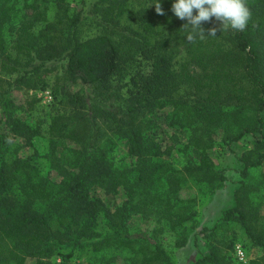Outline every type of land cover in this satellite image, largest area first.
<instances>
[{
    "label": "trees",
    "instance_id": "obj_1",
    "mask_svg": "<svg viewBox=\"0 0 264 264\" xmlns=\"http://www.w3.org/2000/svg\"><path fill=\"white\" fill-rule=\"evenodd\" d=\"M159 2L164 15L156 0H97L88 9L85 0H0V74L9 77H0V264H68L89 247L115 250L125 264H170L160 245L131 233L128 223L137 215L151 219L154 237L185 229L196 216L195 201L180 196L189 179H225L208 154L218 131L227 146L254 139L239 158L243 183L221 222L239 224L251 246L264 250V218L245 184L264 164V0H247L252 17L244 31L194 41L182 28L187 21L171 11L174 0ZM88 22L97 29L83 37ZM202 27L208 35L219 22ZM143 61L151 72L135 70L122 84L119 76ZM59 62L63 71L48 80ZM77 82L88 90L74 92ZM22 89H49V112L40 116L36 93L16 104L12 94ZM167 108L171 126L189 134L178 150L181 168L164 158L172 148L163 152L150 136L154 114ZM38 139L59 182L41 166ZM122 140L131 164L115 162ZM25 147L33 150L27 157ZM94 187L123 191L126 200L111 210L91 196ZM234 245L232 238L227 249ZM230 261L213 244L194 264ZM250 264H264V256Z\"/></svg>",
    "mask_w": 264,
    "mask_h": 264
},
{
    "label": "rangeland",
    "instance_id": "obj_2",
    "mask_svg": "<svg viewBox=\"0 0 264 264\" xmlns=\"http://www.w3.org/2000/svg\"><path fill=\"white\" fill-rule=\"evenodd\" d=\"M72 1V0H70ZM86 7L91 8L97 0H85ZM73 5L75 3L73 2ZM52 14V12H51ZM128 17V14H127ZM97 25L93 22H88L82 28V36H90L96 32ZM151 64L148 61H143L132 65L131 68H127L121 76L120 81L124 84L130 76H133L134 71H142V74H148L151 72ZM54 65L58 66V70L51 74L47 79L52 81L53 78L63 71L64 62H59ZM133 70V71H132ZM0 77L9 79V77L0 74ZM12 81V79H11ZM119 82V81H118ZM76 91H87L88 88L81 82H77L71 88ZM45 91L28 92L25 90H17L12 94L13 100L18 105H22L29 96L34 93L41 100L40 116H44L49 112L51 103L42 95ZM51 92V91H50ZM52 94V92H51ZM53 97V95H52ZM171 113L172 109L167 108L164 110H158L153 119L155 120V128L150 132L151 138L160 145L161 150L164 152L169 148H172V153L168 157H164L165 160L171 161L176 168H181L184 165V158L182 153L178 150L181 149L188 140V132L179 127L171 126ZM23 117L24 115H19ZM1 118V110H0ZM44 130L47 126L43 127ZM7 132V131H6ZM224 134L222 131H218L214 137V145L208 154L213 161L216 170L219 173H223L225 179L220 181L215 178L209 180L201 179H189L188 185L180 193L181 198L185 200L195 201L196 216L193 220L185 224V229L177 230L175 232L164 231L155 235L152 234L156 228V223L151 219L145 218L141 215L133 216L128 226L131 229V233L138 232L145 238L150 239V244L160 245L162 249L167 253L170 264H194L203 256H209L212 245L220 248L223 253L229 252L231 254L232 262L229 264H250V262L260 259L264 256V250L260 247L251 246L246 234L242 227L236 223H222L223 213L232 208L235 205L234 194L237 189L242 186V179L239 175L241 171V163L239 158L253 148L254 139L251 135H247L242 138L241 141L233 143L227 146L222 142ZM21 143L20 140H18ZM35 146L39 152V157L44 172L51 173L52 179L55 182L60 181V177L56 171L51 170V165L45 157L46 142L44 139L35 140ZM68 147L71 144L68 143ZM33 153L30 148H23L21 155L27 157ZM60 153V152H59ZM194 155L198 158V152H194ZM115 162L118 164H131L132 159L128 156V144L126 141H119L115 152ZM216 178L219 175H214ZM245 184L251 189L249 198L252 202L260 208V216L264 218V164L252 171L250 177L245 181ZM91 196L101 199L105 205L114 210L120 206L125 200L126 195L123 191L116 194L107 193L104 189L94 187L91 192ZM264 222V220H263ZM100 224V230H104L105 227L101 223V219L98 221ZM215 225H220L219 229L211 232ZM208 229V231H204ZM158 231V229H157ZM233 238L234 249H227L228 243ZM224 242V244H223ZM236 245H240L246 256L245 262H240L235 253ZM71 248L66 252H70ZM60 263L61 258L56 257L54 261ZM37 260L29 258L26 264H36ZM68 264H125L124 257H119L117 251L112 249H105L95 251L93 248H84L79 253H75Z\"/></svg>",
    "mask_w": 264,
    "mask_h": 264
},
{
    "label": "clouds",
    "instance_id": "obj_3",
    "mask_svg": "<svg viewBox=\"0 0 264 264\" xmlns=\"http://www.w3.org/2000/svg\"><path fill=\"white\" fill-rule=\"evenodd\" d=\"M153 5L157 14L164 15L159 0ZM171 11L180 20L187 21L182 26L187 30V41L216 36L217 31H244L252 17L247 0H174ZM213 18L219 22V27L209 28L205 35L202 23L211 22Z\"/></svg>",
    "mask_w": 264,
    "mask_h": 264
},
{
    "label": "built area",
    "instance_id": "obj_4",
    "mask_svg": "<svg viewBox=\"0 0 264 264\" xmlns=\"http://www.w3.org/2000/svg\"><path fill=\"white\" fill-rule=\"evenodd\" d=\"M45 99H47L49 101V103H51V101L53 100L52 94L50 91H45L42 94ZM235 253H236V257L240 262H245L246 261V256H245V252L243 250V248L240 245H236L235 247Z\"/></svg>",
    "mask_w": 264,
    "mask_h": 264
}]
</instances>
